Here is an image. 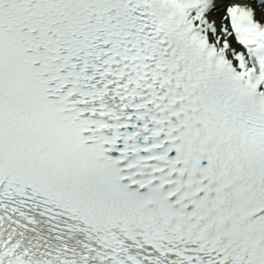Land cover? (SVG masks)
Returning a JSON list of instances; mask_svg holds the SVG:
<instances>
[{
    "label": "snow or ice",
    "instance_id": "obj_1",
    "mask_svg": "<svg viewBox=\"0 0 264 264\" xmlns=\"http://www.w3.org/2000/svg\"><path fill=\"white\" fill-rule=\"evenodd\" d=\"M0 264H264V0H0Z\"/></svg>",
    "mask_w": 264,
    "mask_h": 264
}]
</instances>
